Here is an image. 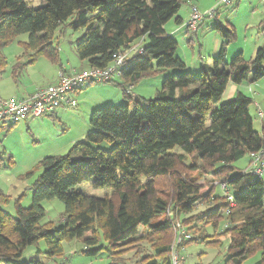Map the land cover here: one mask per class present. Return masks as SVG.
<instances>
[{
  "label": "trees",
  "instance_id": "1",
  "mask_svg": "<svg viewBox=\"0 0 264 264\" xmlns=\"http://www.w3.org/2000/svg\"><path fill=\"white\" fill-rule=\"evenodd\" d=\"M185 1L189 0H44L34 6L27 0H0V65L5 63L3 47L22 33L29 34L23 44L29 62L46 56L61 65L53 37L73 18L72 24L85 29L76 45L79 59L86 63L82 69L106 68L113 63L114 53L127 52L120 74L104 83L119 81L124 96L135 100L132 108L126 104L93 110L92 129L84 138L68 153L47 156L28 172L25 176L42 170L30 186L31 205L22 206L25 194L15 199L16 216L2 208L11 197L0 189V264H45L38 256L22 263L25 249L44 240V254L51 259L62 256L63 243L74 239L82 240L83 253L93 256L107 249L120 254L132 243L149 240L151 249L142 252L137 264H171L177 222L192 235L183 242L187 250L206 224L218 228L222 220L225 228L216 233L230 236L227 264H244L257 252L256 264H264V176L236 166L244 157L250 163V153L264 149V132L255 129L250 113L254 98L244 91L238 89L234 99L220 103L229 84L239 86L251 76L253 81L264 78V42L249 61L240 52L227 63L223 46L213 58L212 72L204 67L200 76L174 73L164 80L155 98H141L148 108L129 91L158 71L185 67L175 55L177 40L165 28L175 17L181 23L177 15ZM214 29L230 41L235 37L233 30L221 24ZM24 65L18 59L15 76ZM57 110L44 116H54ZM16 123L3 124L0 130ZM103 143L113 147L107 149ZM208 173L220 181L218 186L215 180L208 181L207 188L198 183ZM91 179L95 188L107 187L113 194L97 197L75 190ZM162 180H168L165 187H170V195L159 191L157 183ZM221 183L227 184L230 193L235 191L231 193L233 206L227 193H216ZM55 198L65 205L63 223L56 228L44 221L47 210L43 206ZM200 204L206 206L181 218Z\"/></svg>",
  "mask_w": 264,
  "mask_h": 264
},
{
  "label": "rangeland",
  "instance_id": "2",
  "mask_svg": "<svg viewBox=\"0 0 264 264\" xmlns=\"http://www.w3.org/2000/svg\"><path fill=\"white\" fill-rule=\"evenodd\" d=\"M27 1L34 6L44 3V0ZM194 1L202 14L214 7L217 8L216 12L212 16L206 15L202 19L196 34L189 31L186 24L179 27L180 25L176 24V17L166 23L165 26L168 30H174L173 37L178 42L175 55L185 62V67L183 69L167 68L137 83V89L141 91L140 95L146 100L155 98L162 90L164 80L174 73L191 72L196 76H200L204 67L208 72H212L214 70L213 58L220 54L223 46L226 48V61L230 63L240 52L243 53L247 61L255 58L257 49L264 42V0H234L228 5H221L220 0ZM190 15L191 5L189 1H185L182 3L177 16L184 18L186 23ZM72 21H74L73 18L57 29L53 37L54 45L61 49L62 64L67 62L68 59L79 60L76 45L84 36L85 29L81 26L76 27L77 23L72 24ZM217 24L233 30L235 37L231 41L228 40L221 31L214 29ZM28 40V33L19 34L2 49V55L5 59L4 65H0V94L2 96L10 94L16 80H37L41 82L44 79L46 80L45 77H50L52 72L56 71L59 66V64L52 62L46 56H40V59L38 57L36 61L29 62V55L23 47L24 42ZM217 40L220 41L218 51ZM18 59L25 65L21 71L17 72L19 73L17 77L14 69ZM247 81L252 82L257 89L256 93H253L251 88H249L250 91L244 89V93L254 98L250 106V113L254 118L255 129L263 133L264 79L253 81L251 76ZM247 81L244 83L248 84L249 82ZM118 84L119 81L94 83L75 94L78 101L76 105L69 106L62 111L59 110L56 116L32 117L17 122L11 128L0 130V154L2 152L6 153L0 159V189L11 197L10 203L2 206L5 211L16 216L15 199L23 194L25 196L21 200L22 206L28 207L31 205L33 191L30 186L42 170L39 169L33 176L25 175L32 171L45 157L68 153L75 143H72L71 139L79 131L90 132L92 129L90 115L93 110L105 106L126 104H130L131 108L134 106L135 100L126 98ZM232 89L233 84H229L220 96V103L234 99L236 94H233ZM130 91L132 94L135 90L132 88ZM177 94L179 93L177 92ZM133 96L134 98H139L135 97V95ZM102 100H108V104L92 108ZM140 101L144 108L149 107L148 102L144 101V99H140ZM259 110L263 111V116H260ZM89 111H91L90 114H88ZM102 146L107 149L113 147L112 144L108 143H103ZM177 151H181V148L178 147ZM246 163L247 157H244L236 163V166H244ZM185 173L191 172L186 170ZM199 174L198 172L193 175L199 176ZM211 174L213 173H208V177L198 178L200 179L198 183L205 185V188H207L208 181L216 180V182H220L214 179ZM170 180L171 182L173 181L172 179ZM93 183L94 179L84 181L77 185L75 190L97 197L113 194L110 188H95ZM167 183L168 180H162L157 183L159 191H162L164 196L170 195V187H165V185L168 186ZM214 185L218 186L219 183ZM163 186L166 189H163ZM216 193L222 196L225 194L221 186L217 187ZM231 193H235V191L231 189ZM219 204L220 201L213 204L212 209L215 210ZM43 206L47 210V216L44 221L52 222L55 228L59 227L63 223L61 221V215L65 209L63 202L55 198L44 201ZM205 206L200 204L198 208L187 215L182 214L181 218L185 219L191 216V213L201 210ZM202 224H205V222ZM202 224L200 222V225ZM224 228V220L220 222L218 228H215L211 223L206 224L202 230L203 234L198 233L197 240L188 243L185 263L227 264L230 236L217 234L223 232ZM138 237L139 235L136 238ZM216 240H219L221 244ZM102 243H104L103 239L100 241V244ZM132 244L129 250L120 254L113 255L107 249L97 256H93L83 253L86 247L82 240L74 239L63 243L64 253L62 256L49 259L44 254L47 250V245L44 240H40L37 244H31L25 249L21 262H27L32 257L38 256L45 264H137L142 252H149L151 249V242L144 240ZM38 250L42 252L39 255ZM259 258L260 252H257L249 257L244 264H256Z\"/></svg>",
  "mask_w": 264,
  "mask_h": 264
},
{
  "label": "built area",
  "instance_id": "3",
  "mask_svg": "<svg viewBox=\"0 0 264 264\" xmlns=\"http://www.w3.org/2000/svg\"><path fill=\"white\" fill-rule=\"evenodd\" d=\"M233 1L220 0V4L228 5ZM189 3L191 5V15L186 22V26L189 31L195 33L198 31L202 19L206 15H214L217 8L214 7L202 14L196 4L191 0H189ZM126 55L127 52L114 53L113 63L106 68H84L70 73L61 70L55 83L39 88L32 94L9 98L0 97V126L16 123L30 117L50 115L63 105H76L75 92L89 83H101L115 78L120 74V66L124 62ZM130 89L132 87L129 88V91ZM259 114L263 116V111L259 110ZM250 157L251 162L247 170L258 176H264V149L251 152ZM213 183L220 184L216 180ZM221 189L228 194L230 206H233L235 198L229 192L227 184L221 183ZM174 231L175 237L171 245V264H185L186 246L183 242L190 239L192 235L186 225L181 222H177L174 225Z\"/></svg>",
  "mask_w": 264,
  "mask_h": 264
},
{
  "label": "crops",
  "instance_id": "4",
  "mask_svg": "<svg viewBox=\"0 0 264 264\" xmlns=\"http://www.w3.org/2000/svg\"><path fill=\"white\" fill-rule=\"evenodd\" d=\"M193 2H194V4H196L194 0H193ZM180 18L182 19L181 23H177L176 22L177 25H180L179 27L184 26L186 24L184 18H182V17H180ZM165 28H166V26H165ZM166 30H167L168 34H170L172 36L174 35L173 34L174 30H168L167 28H166ZM197 32H195L194 34H196ZM219 43H220V41L217 40V51H218V48H219ZM217 51H216V53H217ZM60 52H61V49H60ZM40 58L41 57H39V59ZM61 60H63L62 57H61ZM85 66H86V63L85 62H82L80 59L79 60H76V59L75 60L74 59L73 60L72 59H68V61L67 62H64L63 64H62V61H61V65H59L57 67V70L56 71H53L52 74L50 75V77H45L46 80L44 79L41 82L40 81H37V80H32V81L16 80L14 82L13 88L10 91V94L9 95H4V96H2L0 94V96L1 97H11V96H15V95H29V94H32L37 89L42 88V87H45V86H47L49 84H52V83L56 82V80L58 78V74H59V72L61 70L65 71V72H73V71H79V70H81ZM247 82H249V83L248 84H245L246 83L245 82V83H242L239 86L233 84V89H232L233 94L235 95L238 89L241 90V91H244V89L249 90V88H251V91L253 93H256L257 92V89L254 87L253 83L250 82V81H247ZM137 87H138V84L132 86V88L135 90V91H133L132 94L135 95V97H139L141 99L143 97H142V95H140L141 91H139L137 89ZM177 92L180 93L179 92V89H177L176 94H177ZM177 95H179V94H177ZM107 102H108V100H102V101L96 103L92 108H95L97 106H101V105H104V104H108ZM68 107H69L68 105H63L61 108H59L57 110V112L55 113L54 116L57 115V113H58L59 110L62 111V110H65ZM90 112L91 111H89L88 114H90ZM86 133H87L86 131L85 132L79 131L78 133H76L72 137L71 142L74 143L77 140L84 138L85 135H86ZM249 164L250 163L247 162L244 166L241 165V167L242 168L244 167V169H248ZM232 175H236V172L233 173Z\"/></svg>",
  "mask_w": 264,
  "mask_h": 264
}]
</instances>
